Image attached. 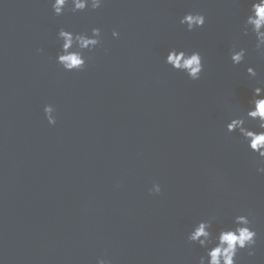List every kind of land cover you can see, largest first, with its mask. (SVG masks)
Segmentation results:
<instances>
[{
	"label": "water",
	"instance_id": "1",
	"mask_svg": "<svg viewBox=\"0 0 264 264\" xmlns=\"http://www.w3.org/2000/svg\"><path fill=\"white\" fill-rule=\"evenodd\" d=\"M250 6L104 0L57 17L51 0H0V264H198L194 224L214 217L215 235L248 213L254 255L238 252L236 264H264V175L225 131L264 85V59L241 34ZM189 12L204 26L186 31ZM61 28L100 29L84 69L56 63ZM233 43L246 50L237 66ZM173 48L201 54L199 80L164 63ZM153 184L159 195H149Z\"/></svg>",
	"mask_w": 264,
	"mask_h": 264
},
{
	"label": "clouds",
	"instance_id": "2",
	"mask_svg": "<svg viewBox=\"0 0 264 264\" xmlns=\"http://www.w3.org/2000/svg\"><path fill=\"white\" fill-rule=\"evenodd\" d=\"M104 3V0H51V10L54 16L64 14L67 5H71L72 13L83 12L86 9L95 11ZM185 30L192 32L205 24L202 13H186L179 21ZM243 36L251 34L254 37V51L264 59V0H251V6L241 28ZM113 39L119 38V33L112 31ZM60 41V49L56 54V63L65 72H74L84 69L86 58L84 53L92 52L101 42L99 28L91 29L90 33H75L59 29L56 36ZM37 51H40L39 49ZM246 50L233 45L229 48V59L233 66L240 65L245 58ZM164 63L175 72L183 73L189 80L200 79L204 70L203 58L199 52H187L173 48L168 51ZM246 75L256 79L257 72L253 67L246 68ZM51 105L43 108L44 118L49 126L56 123ZM246 120L253 121L254 127H246ZM228 134L237 133L246 144L247 149L258 158L257 174L264 175V85L252 89V99L249 101L248 110L243 117L233 118L225 125ZM161 187L153 184L149 195H159ZM251 213L233 217L231 226L221 228L213 235V218L201 220L194 224L187 235V241L205 250L200 256L198 264H236L238 252L247 250L249 257L254 255L257 241V232L252 227ZM97 264H110V261L98 259Z\"/></svg>",
	"mask_w": 264,
	"mask_h": 264
}]
</instances>
